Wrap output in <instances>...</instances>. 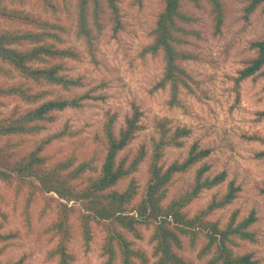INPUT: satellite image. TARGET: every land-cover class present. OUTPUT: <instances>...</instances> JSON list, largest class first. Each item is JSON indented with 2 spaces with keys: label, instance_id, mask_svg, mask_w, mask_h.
Masks as SVG:
<instances>
[{
  "label": "rangeland",
  "instance_id": "374dc122",
  "mask_svg": "<svg viewBox=\"0 0 264 264\" xmlns=\"http://www.w3.org/2000/svg\"><path fill=\"white\" fill-rule=\"evenodd\" d=\"M0 1L1 7L40 16L62 28L58 31L60 42L55 45L69 50L71 56L54 63L61 64V75L79 83L69 90L28 83L32 93L46 89L51 93L34 105L18 98H0V122L13 111L33 108L47 99L84 94L91 97L79 108L55 112L54 120L43 124L36 134L0 136L3 160L0 171L10 175L8 181L0 179V235L7 236L0 239V264H58L59 255L50 258L49 254L58 249L59 244L64 248L66 259L71 258L69 264L102 263L103 244L122 229L116 231L108 221L86 218L84 201L63 200L46 192L36 176L26 170L19 171L18 167L26 164L29 154L45 139L62 133L50 144H43L39 156L47 162L34 171L68 161L71 171L82 166L83 171L70 182L73 191L81 192L99 175L106 148L103 140L106 115L113 118L117 134L134 109L140 115V130L117 154L116 161L129 164L143 151L145 156L132 174L133 184L138 187L126 206V213H133L146 192L147 166L152 154L150 140L157 138V122L166 121L171 132L186 127L190 134L183 139L182 147L165 148L158 165L167 168L175 161H184L194 144L198 149H209L210 154L186 173L175 174L163 205L190 190L195 171L203 163L209 167L204 177L212 178L225 172L223 183L200 192L183 212L188 217L199 214L213 198L219 199L225 193L230 181L234 182L240 189L236 198L224 208L210 212L204 220L218 221L223 227L232 213L236 212L237 221H241L253 211L256 221L248 231L254 235V240L233 238L228 246L233 256L252 254V260L264 264V196L260 194L264 187V159L255 157L264 150V120H256V113L264 109V75L247 79L238 88L233 81L236 72L255 56L250 43L264 39V9L261 6L245 16L248 0H219L224 24L216 35L207 0H198L197 4L180 0V9L189 21L179 23L187 36L181 37L182 42L175 47L191 56L182 63L189 86L181 88L177 104L170 105L168 87H157L163 72L160 56L144 53L151 42L149 33L160 10L159 0H118L120 28L117 32L113 31L111 12L104 0H101L96 20L89 8L87 25L92 35L91 54L84 41L75 35L77 0H55L60 6L64 2L69 14L58 12L57 19H51L40 9L32 10L30 0H22L23 3ZM12 28L0 20V31ZM17 81L14 74L8 78L0 76V85L5 87ZM130 180L120 182L114 190L122 193ZM151 229V226L143 229L140 239L122 231L134 243V249L146 253L150 264L155 262L151 255L152 245L148 244ZM181 240L182 248L173 251L189 264H208L214 256L211 251L198 257L205 243L202 237L193 247L185 237Z\"/></svg>",
  "mask_w": 264,
  "mask_h": 264
},
{
  "label": "trees",
  "instance_id": "16d2710c",
  "mask_svg": "<svg viewBox=\"0 0 264 264\" xmlns=\"http://www.w3.org/2000/svg\"><path fill=\"white\" fill-rule=\"evenodd\" d=\"M11 1L23 3L22 0ZM104 1L111 12L113 31L117 32L120 28L118 0ZM188 1L198 3V0ZM207 2L214 22V34L218 35L224 24L222 5L219 0H207ZM159 3L160 10L149 33L151 42L144 48V53L160 56L163 72L157 87H168L169 104L176 105L179 90L189 86L187 84L188 75L182 63L190 60L191 56L177 51L175 47L177 43L182 42L181 37L187 36L186 30L179 26V23H188L189 18L181 11L180 0H159ZM260 6L264 9V0H248L244 8L245 16L253 13ZM30 8L34 11L40 9L43 14H49L51 19H57L58 12L69 16L68 6L64 2L60 6L55 0H30ZM89 8L93 19L96 20L101 10V0H77L75 35L84 41L91 54L92 35L87 25ZM0 20L7 26L13 27L11 30L0 31V76L8 78L14 74L19 79L16 83L6 87L0 85V98H18L25 104L34 105L51 92L46 89L32 93L28 83L36 86L43 84L60 87L63 90L79 86L77 80L61 75V64L54 63L71 56L69 50L55 45L60 42L58 31L62 29L61 27L40 16L8 10L1 6ZM249 46L255 51V56L236 72V77L233 78L235 88L247 79L264 75V39L254 41ZM90 98L87 94L55 97L44 100L33 108L20 112L13 111L1 120L0 136L36 134L42 129L43 124L54 120L55 112L68 108H79L84 100ZM139 118V113L134 109L132 114L125 118L123 127L115 134L114 120L106 115L103 124V140L106 148L99 175L92 180L89 187L81 192L73 191L70 182L83 171L82 166L71 171L69 170L71 164L68 161L57 163L43 171H34L47 162L44 157L39 156L43 144H50L53 138L61 137L62 133L45 139L34 152L29 154L26 164L18 167V170H26L28 174L36 176L46 192H52L60 199L84 201V210L88 213L86 218L94 221L96 219L108 221L114 226L113 229L117 231L120 228L134 239H140L142 230L151 226L152 231L148 244L152 245L151 255L155 258L152 264H189L177 257L173 251L182 248L181 237L187 239L190 247H193L198 238L202 237L205 243L198 257L202 258L211 251L214 252L208 264H258L257 261L252 260V254L233 256L228 246L233 243V238L249 242L254 240V235L248 231V228L256 221L253 211L241 221H237L236 212L232 213L223 227L218 221L204 220L210 212L224 208L236 198L240 189L234 182L230 181L225 193L219 199L213 198L207 208L201 210L199 214L188 217L183 212V209L196 199L200 192L223 183L226 178L225 172L222 171L212 178L204 177L209 167L203 163L195 171L194 183L190 190L171 199L167 205H163L175 174L186 173L210 154L209 149H198L194 144L184 161H175L167 168L158 165L165 148L182 147L183 139L190 134V130L186 127H178L171 132L167 128L166 121L157 122V138L150 140L152 154L147 166L146 192L133 208V213H126V206L130 204L138 187L133 184L132 174L143 160L145 151L129 164H125L124 161L117 162L116 156L140 130ZM256 120H264V109L256 113ZM255 157L264 159V150L257 153ZM2 162L0 157V164ZM9 178V174L0 171V179L8 181ZM127 179H131L127 189L122 193L116 192L114 187ZM260 194L264 196V187L260 189ZM63 207L66 208L65 205ZM25 220L28 218L25 217ZM122 231L117 232L116 237H110L103 244L101 264H117V262L119 264H150L146 253L134 249L132 247L134 243L128 240ZM6 238L7 236L0 235L1 240ZM63 251L64 248L59 244L58 249L52 251L49 257L54 258L59 255L58 264H69L71 258L66 259Z\"/></svg>",
  "mask_w": 264,
  "mask_h": 264
}]
</instances>
